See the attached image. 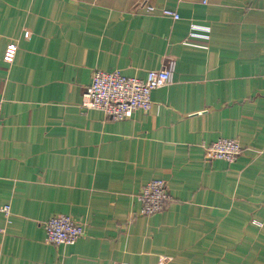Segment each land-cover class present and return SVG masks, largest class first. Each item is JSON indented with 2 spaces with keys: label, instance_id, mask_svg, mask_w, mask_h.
I'll return each instance as SVG.
<instances>
[{
  "label": "crops",
  "instance_id": "obj_1",
  "mask_svg": "<svg viewBox=\"0 0 264 264\" xmlns=\"http://www.w3.org/2000/svg\"><path fill=\"white\" fill-rule=\"evenodd\" d=\"M143 1L0 0V264H264V0ZM160 67L148 110L80 107L93 71ZM151 178L170 198L143 215ZM62 213L73 244L45 241Z\"/></svg>",
  "mask_w": 264,
  "mask_h": 264
},
{
  "label": "built area",
  "instance_id": "obj_2",
  "mask_svg": "<svg viewBox=\"0 0 264 264\" xmlns=\"http://www.w3.org/2000/svg\"><path fill=\"white\" fill-rule=\"evenodd\" d=\"M143 3L146 9H154V6L146 4L145 0ZM161 13L173 19L179 17L175 10L168 7H163ZM193 27L194 24L190 23V28ZM189 34L193 32L190 31ZM15 49L16 44L9 43L4 58L11 60ZM170 77L171 71L167 67L147 69L142 77L123 75L117 69H97L92 72L89 85L82 90L80 107L100 109L112 119L128 117L136 109L148 110L152 102L151 91L167 83ZM203 147L208 158H219L228 162L235 160L242 150L240 143L230 137H219L211 143L203 144ZM138 197L139 213L149 215L162 209L170 195L164 179L151 178L141 186ZM8 208L6 204L3 206L6 212ZM43 228L45 241L54 244H73L84 232L83 224L63 213L45 220Z\"/></svg>",
  "mask_w": 264,
  "mask_h": 264
}]
</instances>
